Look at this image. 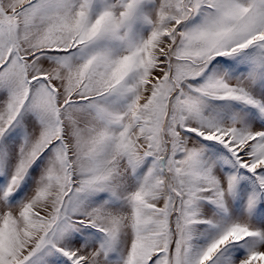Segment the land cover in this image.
I'll return each instance as SVG.
<instances>
[{"label": "snow or ice", "instance_id": "6c2138e0", "mask_svg": "<svg viewBox=\"0 0 264 264\" xmlns=\"http://www.w3.org/2000/svg\"><path fill=\"white\" fill-rule=\"evenodd\" d=\"M0 264H264V0H0Z\"/></svg>", "mask_w": 264, "mask_h": 264}]
</instances>
